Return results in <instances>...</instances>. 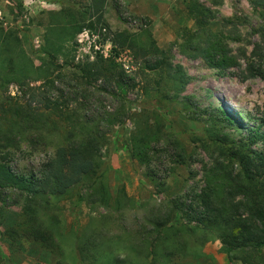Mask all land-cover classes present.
I'll use <instances>...</instances> for the list:
<instances>
[{
  "label": "rangeland",
  "instance_id": "1",
  "mask_svg": "<svg viewBox=\"0 0 264 264\" xmlns=\"http://www.w3.org/2000/svg\"><path fill=\"white\" fill-rule=\"evenodd\" d=\"M100 2L0 0V34L18 39L12 42L15 67L0 58V111L17 107L24 116H34V123H46L42 131L23 134L33 143L22 142L15 150L13 170L27 177L38 175L53 155L51 143L64 141L73 130L78 139L84 137L82 125L95 127L108 139L97 157L99 186L85 181L38 212V219L59 239L62 258L25 237L19 225L26 222V196L7 193V207L0 215L2 264H60L63 259L65 264H93L88 253L77 248L100 233L105 236L97 248V264H114L125 257L133 264H147L146 244L140 250L135 246L142 240L140 230L149 228L148 213L179 199L197 208L209 169L219 158L215 140L219 135L245 140L250 129L262 124L264 78L248 77L246 71L255 45L263 44L257 33L262 10L250 0H105L102 22ZM191 3L205 8L213 31L230 39L239 67L213 69L201 55L189 53L187 44L197 31L189 14ZM75 25L83 28L74 40L61 41L59 29ZM84 31L90 38L81 43ZM121 33L159 52L124 49L117 38ZM47 37L61 41L63 49L56 58L44 51ZM204 40L196 36L192 42L206 48ZM161 61V69H149ZM97 62L105 68L115 66L124 82L106 73L97 78L92 66ZM260 63L264 71V60ZM21 67L23 73L18 71ZM220 110L236 116L242 126L215 125ZM137 132L160 138L152 145L148 166L132 157ZM102 186L105 192L95 190ZM175 225L195 227L196 222L186 218ZM195 231L183 236L185 256L169 259L159 251V264H243L229 258L215 232L206 237L201 229Z\"/></svg>",
  "mask_w": 264,
  "mask_h": 264
},
{
  "label": "trees",
  "instance_id": "2",
  "mask_svg": "<svg viewBox=\"0 0 264 264\" xmlns=\"http://www.w3.org/2000/svg\"><path fill=\"white\" fill-rule=\"evenodd\" d=\"M250 1L257 10H262V26L257 33L263 44L255 45L246 71L248 77L264 78L263 66L260 63L264 60V3L259 0ZM103 2L105 0H101L98 9L101 14L100 22L103 20ZM188 9L197 25V31L191 35L192 40L187 44L189 53L194 56L201 55L213 69L227 70L239 67L237 58L231 55L229 49L230 39L213 31L210 24L212 16L208 11L197 3L189 4ZM63 27L59 29L61 31L59 38L62 37L61 41L66 42L74 40L76 34L83 28L77 25L72 28ZM7 34L3 32L0 34V58L7 59L8 64L14 68L16 58L12 55V42L18 39ZM149 36L151 37L150 33ZM196 36L205 38L206 48L192 42ZM117 38L119 41L122 40L121 47L124 49L137 50L145 54H151L153 50L159 52L156 47L140 45L138 40L125 33L118 34ZM60 42L47 37L45 53L56 58L63 49ZM26 63L33 66L27 57ZM101 64L103 62L92 65L93 69L97 70V78L106 73L116 78L118 83L124 82V74L115 73L117 71L115 66L106 69ZM162 66L161 61L153 66L150 65L149 69L156 71ZM18 71L23 73L24 69L21 67ZM220 114V118L214 119L215 125L220 124L223 129L226 127L238 129L242 126L236 116L228 115L224 110H220ZM34 118L32 115L24 116L17 107H2L0 111V215L7 207V193L16 192L26 196L22 210L26 222L19 225L21 231L24 232L25 237L43 249L56 253L62 258L63 249L58 245L59 239L38 219V212L44 207L49 208L53 205L54 199L66 196L78 185L86 183L85 181H89L93 187L99 186L100 163L97 157L108 139L95 127L82 125L81 131L85 132L84 137L78 139L76 131L73 130L64 141L55 145L51 143L50 146L54 148L53 155L43 166L42 171L38 175L27 177L13 170L11 162L15 150L22 142L33 143L23 134L26 131L31 133L42 131L46 125L43 121L34 123ZM6 120L8 123L5 122ZM53 126L56 124L54 123ZM262 128H264V118L261 126L249 130L245 140L237 142L227 136L219 135L215 140L219 158L215 166L209 169L207 188L198 197L200 204L197 208H194L195 204L188 205L182 203L183 199H179L170 201L159 211L154 209L148 213L149 228L146 226L140 230L142 240H137V247L135 246L140 250L139 247L146 244L147 255L143 260H146L147 264H159V251H163L169 259L185 256L186 243L183 236L195 234V229H201L206 237L215 232L231 260L239 259L243 264H264V131ZM158 141H160L158 134L145 132L134 134L133 159L142 165L151 164L152 145ZM258 145L263 146L262 151L257 149ZM96 189L104 192L106 190L104 186ZM106 200H109V194ZM186 218L190 223L196 222V226L175 225V222ZM53 230L56 231L55 228ZM10 233L15 239V231L12 230ZM104 236L103 233L92 235L83 246L78 245L79 252H87L93 264H97V248L100 247V239ZM78 242L81 244L83 241ZM238 255L242 256L237 257ZM2 260L3 253L0 250V264ZM60 264H65L64 259ZM114 264H133V260L129 257L116 258Z\"/></svg>",
  "mask_w": 264,
  "mask_h": 264
},
{
  "label": "built area",
  "instance_id": "3",
  "mask_svg": "<svg viewBox=\"0 0 264 264\" xmlns=\"http://www.w3.org/2000/svg\"><path fill=\"white\" fill-rule=\"evenodd\" d=\"M85 38L86 39L90 38L89 33L87 31H84V33L82 34L80 42L82 43Z\"/></svg>",
  "mask_w": 264,
  "mask_h": 264
}]
</instances>
